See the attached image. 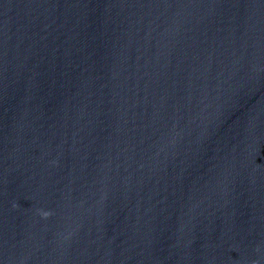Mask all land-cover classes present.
<instances>
[{
    "label": "clouds",
    "instance_id": "clouds-1",
    "mask_svg": "<svg viewBox=\"0 0 264 264\" xmlns=\"http://www.w3.org/2000/svg\"><path fill=\"white\" fill-rule=\"evenodd\" d=\"M45 215H47V213H45Z\"/></svg>",
    "mask_w": 264,
    "mask_h": 264
}]
</instances>
